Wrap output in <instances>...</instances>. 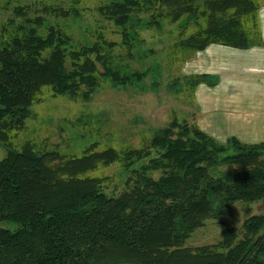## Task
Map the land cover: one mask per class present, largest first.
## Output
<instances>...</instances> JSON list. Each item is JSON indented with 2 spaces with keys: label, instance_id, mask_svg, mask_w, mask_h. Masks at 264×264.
Listing matches in <instances>:
<instances>
[{
  "label": "trees",
  "instance_id": "1",
  "mask_svg": "<svg viewBox=\"0 0 264 264\" xmlns=\"http://www.w3.org/2000/svg\"><path fill=\"white\" fill-rule=\"evenodd\" d=\"M262 4L101 0L98 14L120 27V42L97 32L94 41L74 46L71 22L81 14L75 4L43 1L36 13L23 0H0L2 15L10 12L0 17V223L16 225L0 227V264H264V215L246 218L240 230L224 228L216 243L184 244L235 202L264 198V142L230 137L222 144L178 120L137 147L60 152L29 135L20 139L45 87L72 99L104 85L136 87L140 73L121 65L114 51L138 60L139 29L171 26L178 36L173 50L188 51L185 61L210 44H260ZM185 76L192 90L216 82L207 74ZM150 151L155 156L140 164ZM103 167L118 168L123 190L106 192L110 177L97 173Z\"/></svg>",
  "mask_w": 264,
  "mask_h": 264
},
{
  "label": "rangeland",
  "instance_id": "2",
  "mask_svg": "<svg viewBox=\"0 0 264 264\" xmlns=\"http://www.w3.org/2000/svg\"><path fill=\"white\" fill-rule=\"evenodd\" d=\"M23 1L36 13H40V4L43 1L55 2L65 7L69 2L75 4L81 14L76 21L71 22L74 46L94 41L97 32H102L108 40L120 42V27L113 21L104 20L98 14L97 7L101 0ZM9 15V10L3 15L0 12V17L4 19ZM146 15L147 13L139 15L141 22L146 20ZM143 25L141 23V26ZM138 32L141 37L136 44L139 49L136 57L138 60L133 59V52L128 53L117 48L116 52L114 51L116 60H119L121 65L129 71L134 68L140 73L136 87L104 85L82 99L54 96L49 88L45 87L33 107L32 117L25 122L27 133L21 135L20 139L29 135L43 143L46 149H57L60 152L71 151L76 146L80 147L79 145L94 150L110 144L117 148L137 147L152 130L173 120L186 121L189 124H195L199 120L206 131L211 132L224 144L227 136L236 130L229 127L228 132L224 127L213 124L207 111L227 114L231 113L232 108L221 103V99L211 98L204 92L203 94V89L198 92L202 103L197 102L196 105L192 90L193 80L186 78L188 70L182 61L188 51L173 50L178 37L174 35V29L171 26L164 30L141 28ZM224 64L225 66L220 68L222 77L235 82L228 62ZM258 102L264 105V100L259 99ZM210 128L212 130H209ZM256 132L259 134L257 138L249 136V130L242 131V140L250 142L264 138V130ZM150 152L152 153L144 157L140 164L147 163L149 157L155 156L153 151ZM3 155L4 149L0 145V158ZM117 169L103 167L97 171L110 177L105 189L109 194H116L125 187V178L115 177ZM158 174L155 172L154 176ZM252 215H264V198L253 202H235L229 212L206 219L201 226L191 231L184 244L195 247L216 243L220 240L224 228L234 227L240 230L243 221ZM0 227L13 229L16 225L0 223Z\"/></svg>",
  "mask_w": 264,
  "mask_h": 264
},
{
  "label": "crops",
  "instance_id": "3",
  "mask_svg": "<svg viewBox=\"0 0 264 264\" xmlns=\"http://www.w3.org/2000/svg\"><path fill=\"white\" fill-rule=\"evenodd\" d=\"M258 23L260 44L255 43L246 48L210 44L194 52L184 61L188 70V74L185 75L207 74L216 78L214 84L201 82L194 87L193 97L196 105H198L197 102L202 103L199 100L198 92L203 89L202 93H207L211 98L221 99V103L231 106V113L221 114L220 112L207 111V115L213 124H218L221 128L224 127L225 131L230 128L236 130L230 133L226 140L236 137L245 144L264 142V138L250 142L242 140V134H244L242 131L244 130L251 131L249 136H256L255 138L259 136L256 131L264 130V105H261L262 102L257 103L259 99L264 100V4L258 9ZM224 62H228L235 82L222 77L220 68L225 66ZM195 125L217 140L211 132L203 128L199 120Z\"/></svg>",
  "mask_w": 264,
  "mask_h": 264
}]
</instances>
